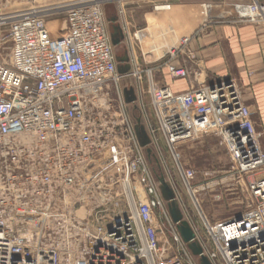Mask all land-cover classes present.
<instances>
[{
    "label": "built area",
    "instance_id": "obj_1",
    "mask_svg": "<svg viewBox=\"0 0 264 264\" xmlns=\"http://www.w3.org/2000/svg\"><path fill=\"white\" fill-rule=\"evenodd\" d=\"M126 1L75 0L64 10L0 16V264H183L162 253L158 212L173 244L193 257L150 169L157 161L150 147L159 132L173 174L196 211L199 223L191 229L203 255L211 264H264V175L259 173L264 158L242 117L236 87L218 83L175 96L153 80L137 32L122 31L123 41L131 50L137 46L139 55L134 69L118 74L104 7ZM227 8L237 14L225 15ZM199 17L197 34L225 19L264 25V4L202 3ZM168 33L174 36L171 43L162 35L161 46L153 48L163 51L156 61H171L192 38ZM161 67L172 78L188 77L169 61ZM121 81L128 83L121 87ZM127 88L135 93L134 103H125ZM173 104L185 111L192 132L210 130L225 145L236 183L244 180L252 199L238 219L210 222L204 215L197 197L203 187L172 145V124L178 120ZM132 109L150 139L147 147L138 144Z\"/></svg>",
    "mask_w": 264,
    "mask_h": 264
},
{
    "label": "crops",
    "instance_id": "obj_2",
    "mask_svg": "<svg viewBox=\"0 0 264 264\" xmlns=\"http://www.w3.org/2000/svg\"><path fill=\"white\" fill-rule=\"evenodd\" d=\"M264 4V0H258ZM127 2V1H126ZM227 6L246 5L251 0H190L189 4H169V10H154L149 6L129 9L122 3L116 7L117 24L121 32L138 33L142 42L140 49L148 68L158 86H164L175 95L201 86L211 87L218 83H231L238 92L242 117L251 125L255 141L264 158V25L236 19H225L208 25L201 33H196L201 19L200 3ZM168 3V4H167ZM176 34L190 35L191 41L183 53L171 61L165 57L158 60L163 51L153 48L162 44L161 36L171 43ZM128 41L121 44V53L127 54L128 65L134 69L133 59L139 55L137 46L132 50ZM171 62L178 69L188 73L185 79L172 78L163 62ZM144 101L148 102L147 97Z\"/></svg>",
    "mask_w": 264,
    "mask_h": 264
},
{
    "label": "rangeland",
    "instance_id": "obj_3",
    "mask_svg": "<svg viewBox=\"0 0 264 264\" xmlns=\"http://www.w3.org/2000/svg\"><path fill=\"white\" fill-rule=\"evenodd\" d=\"M73 1L75 0H0V16L30 9L61 8V10H64L62 8ZM164 1H168L169 4H189L190 2V0H130L124 4H127L129 9L138 6H149L154 9V7L165 5ZM209 1L218 2L219 0ZM116 7L117 5L114 4L104 7L106 16L111 13L117 14ZM57 19L62 24L64 15L58 16ZM116 26H118L117 23L114 25L107 24L109 33ZM120 49L121 45L114 48L116 56L122 55ZM127 83L128 81H121L120 85L124 87ZM170 109L178 118L172 124V145L182 164L195 171L196 181L203 187L197 197L206 218L210 222L225 221L249 210L252 199L248 194L244 180L239 184L236 183L237 179L232 173L233 163L221 139L210 130L198 133L192 132L184 123L185 111L178 104H173ZM150 111H147L148 119L151 127L156 129L155 121L149 116ZM129 115L135 124L137 118L141 120L135 109L130 110ZM154 140L155 143L150 147L157 158V161L150 165L153 178L157 182L162 175L168 180L175 189L183 219L189 223L191 228H197L199 220L196 211L190 203L189 197L178 183L175 174H173L174 166L166 141L160 132L155 134ZM259 173L264 175V164ZM156 217L160 220L163 229L160 235V245L164 256H176L177 260L183 264L194 263V257L186 256L173 244L168 223L161 212L156 213Z\"/></svg>",
    "mask_w": 264,
    "mask_h": 264
},
{
    "label": "water",
    "instance_id": "obj_4",
    "mask_svg": "<svg viewBox=\"0 0 264 264\" xmlns=\"http://www.w3.org/2000/svg\"><path fill=\"white\" fill-rule=\"evenodd\" d=\"M117 19L118 18L116 13H111L106 16V22L111 25L116 24ZM109 36L111 45L114 48L119 47L124 40V36L118 26H116L112 30V32L109 33ZM115 61L117 64L118 74L124 75L130 70V66L128 65L129 59L126 53L121 56L115 55ZM123 96L125 103L127 104L134 103L136 100V96L132 88L124 89ZM134 132L140 147L144 148L150 144V139L146 133L145 127L140 123V120L138 118L136 119ZM146 154L147 157L152 156V152L149 148L146 149ZM158 183L161 198L164 202H166L170 220L173 224L176 225L177 232L182 242L186 244V247L191 255L197 258V264H211L210 261L203 255L202 249L199 243L195 240V236L190 225L183 219L182 213L179 209V205L175 199V194L171 186L165 181L163 177L158 178ZM235 219H238V216H236Z\"/></svg>",
    "mask_w": 264,
    "mask_h": 264
},
{
    "label": "bare ground",
    "instance_id": "obj_5",
    "mask_svg": "<svg viewBox=\"0 0 264 264\" xmlns=\"http://www.w3.org/2000/svg\"><path fill=\"white\" fill-rule=\"evenodd\" d=\"M225 15H228V16H234L236 15V11L233 9V8H227V10L225 11Z\"/></svg>",
    "mask_w": 264,
    "mask_h": 264
}]
</instances>
